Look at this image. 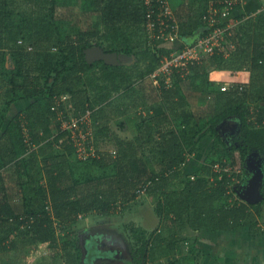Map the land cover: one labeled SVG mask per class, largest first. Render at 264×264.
I'll return each mask as SVG.
<instances>
[{
    "label": "trees",
    "instance_id": "1",
    "mask_svg": "<svg viewBox=\"0 0 264 264\" xmlns=\"http://www.w3.org/2000/svg\"><path fill=\"white\" fill-rule=\"evenodd\" d=\"M10 1L0 0V91H4L6 99L0 115V129L13 104L22 100L30 103L11 120L10 129L5 130L4 138L0 139V251L11 246L16 248L15 239L18 238L37 244L40 249L58 248V228L71 227L83 213L115 214L119 200L129 202L144 194L160 195L170 186L176 187L169 194L174 204L160 202L158 205L172 208L177 219L184 225H191L200 238L215 241L218 234L240 227L248 228L250 234L262 229L263 203L260 200L246 202L234 196V189L228 193L231 180L228 166H233L232 174L242 181L243 174L237 172V168L248 154L247 146L257 147L264 154V104L258 101L259 96H264V11L239 16L249 23L245 32L247 38H243L240 27L236 26L232 34L226 33L227 49L233 46L230 56L225 50L215 52L202 62L192 64L193 74L183 75L175 68L171 85L162 79L160 88H156L161 99L157 96L156 104L148 106L153 113V125L159 126L157 132L162 134L152 140L149 135L156 144L154 154L139 151L135 140L116 137L119 148L115 149V155L111 150H102L96 141L100 157L84 159L79 156L76 144L81 138L75 134L88 126L82 123L81 128L64 127L65 119L70 117L69 111L74 118H81L90 111L96 126L100 123L98 116L108 106L98 107V104L107 102L110 105L103 84L111 82L119 89L132 74L127 73L124 66L109 64L103 58L89 60L87 50L107 40L110 48L130 51L132 46L123 43L132 35L133 28L141 27L144 35L149 6L146 0H50L46 12L28 16L13 8ZM27 1L33 4L38 0ZM179 1L175 15L181 21L179 38L185 40L206 25L204 20L210 0ZM158 5L159 0H152V6L158 9ZM202 29L195 41L188 44L205 35L206 30ZM251 29L258 33L251 34ZM147 44L152 46L148 50L165 51L160 48V42ZM8 55L13 60L11 66L7 64ZM161 59L155 58L156 62L148 66L150 78ZM216 67L246 70L251 75V84L241 90L237 87L222 91L215 80L224 75H219ZM250 87L252 94L255 90L258 93L256 110L239 101L237 96L250 93ZM207 92L209 98L214 99V107L205 121L203 117H199L200 121H192L197 117H184V114L183 122L175 129L169 128L168 123L163 127V123L158 122L160 118L166 122L168 111L175 112L179 108L182 102L176 100L184 101L185 97ZM233 115L241 119L237 136L241 145L229 144L218 128ZM51 128L57 131L48 133ZM145 132L148 134L149 130ZM208 134L213 139L209 156L198 170L189 171L191 155L199 153L197 144ZM236 150L240 154L235 153ZM155 160L159 169L152 167L151 162ZM217 162L224 165L223 171L216 170L214 164ZM88 165L104 167V176L96 177L84 170L79 174V169ZM11 170L16 176L12 181L7 174ZM141 189L145 192L139 193ZM161 211L159 209V214ZM257 220L260 228L256 227ZM132 231L135 255L147 254L149 243L151 250L154 249L153 232L148 235L145 228L134 227ZM166 231L172 233L171 243L175 241L177 232L171 227ZM74 245L77 244L74 242ZM75 249L71 264L91 262L93 253L86 256V261L79 262L80 246ZM191 251L186 261L179 264H197L194 248ZM177 263V260L172 261V264ZM100 264L110 263L102 261Z\"/></svg>",
    "mask_w": 264,
    "mask_h": 264
},
{
    "label": "rangeland",
    "instance_id": "2",
    "mask_svg": "<svg viewBox=\"0 0 264 264\" xmlns=\"http://www.w3.org/2000/svg\"><path fill=\"white\" fill-rule=\"evenodd\" d=\"M176 1L180 2L179 0ZM10 2L11 6L18 12L27 14L28 16L34 14L37 16L47 11V3L50 0H38L37 3L33 4L27 0H11ZM178 2L169 0L174 11L179 9V6H177ZM263 9L264 0H243L242 5L236 6L235 13L233 16H230L229 22L232 25L236 24L237 28L240 27V34L243 35V38H247L245 32L246 29H249V23L242 20L239 16L246 12L259 13L264 11ZM205 26L203 25L198 28L194 36L185 37L187 38L185 40L178 38L173 42H160V48L165 50L163 53L157 49L148 50L152 46L147 44L145 29L144 35H142L143 30H141V27L133 28L132 35L127 37L128 41L123 43L125 44L124 46H132L130 51L121 47L110 48L107 40L102 45H95L87 50L89 60H97L104 56L109 64L124 66L126 72L132 73L130 74V80L122 83L118 87L119 89H115L116 87L111 82L103 84L109 95L107 101L110 105L107 102H100L98 104V107L105 104L108 106L98 116L100 118L99 124L95 126L92 121L93 131L91 139L95 147L99 142L98 146L102 150H111L115 155V149L119 148L116 145L117 137L124 140H135L136 144L140 147L139 151L144 154H154L153 147L156 144L151 140L152 138L158 139L162 134L157 132L159 126L153 125L154 121L152 122L151 116L153 113L149 112L148 106H153L158 101L157 96L160 97V95L157 89L160 87L154 79L149 77L147 68L150 64L153 65L156 62L155 58H163L165 55L181 48L182 45L191 43L199 36L201 30H203L202 28L206 30ZM252 30L250 31L251 34L258 33L257 30ZM132 36L135 38H132ZM232 47L230 46L227 49V45L224 44V49L222 47V50H225L230 56V48ZM7 64L8 66L13 64L10 55H8ZM217 69L219 75H224V77L216 78L215 82L218 84H228L238 81H246L247 86L251 84V75L246 70ZM188 71H191L189 73L193 74L191 67L188 68ZM130 81L132 83L129 84ZM119 82L121 83V80ZM142 86H144L143 89L140 88ZM251 88L250 93L248 91L249 94L237 96L239 101L246 102V105L250 106L252 110H256L258 93L255 90L252 94ZM260 93L262 94L263 91ZM3 94L4 91H0V115L3 113L6 100ZM204 94L185 97L184 101L180 99L176 100L179 103L182 102L178 106L179 108L175 112L168 111L169 118L166 122L162 118L158 122L163 123V127L165 123H168L169 128L175 129L183 122L184 114V117L188 115H192L194 118L197 117L192 121H200L199 117L205 118V121L213 110L214 99L209 98L208 92L206 95ZM259 97L258 101H260V104H264V96ZM146 101L150 103L145 104ZM29 103L30 101L23 100L13 104V108L7 113L5 124L1 126L0 139L4 138V131L10 129V122L17 116L18 110ZM69 116L70 120L74 119L71 110L69 111ZM93 118L94 116H92V120ZM144 119H147V121H144ZM206 127L208 126L206 125ZM218 128L229 144L236 143L237 145H241L242 142L237 139L241 128V119L238 115L226 118L219 124ZM147 130H149L148 134L145 132ZM55 131L57 130L53 128L48 129V133ZM8 133L11 135L10 131ZM149 135L151 140L149 139ZM206 136V138L197 144V147L200 149L199 153L191 155L192 159L188 167L189 171L198 170L209 156L207 154L210 153L213 139L209 134ZM84 145H88V143L86 142ZM247 147L249 149L248 154L245 159L241 160V166L237 168L238 171L242 172L243 179L235 183L233 187L235 191L234 196L252 203L256 200L255 203H258V199H260L259 202L263 203L261 211L264 214V154L257 147ZM142 150H145V152ZM235 153L240 154V151L236 150ZM97 157H100V155ZM151 164L153 168L159 169L158 161H152ZM82 170L86 171V174L88 172L96 177H101L105 174L104 167L98 165L81 167L79 174L82 173ZM7 174L11 176V181L16 179L12 170L7 171ZM175 188V186H170L164 189V192H161L160 195H140L129 202L119 200L117 202L119 209L115 214L101 215L92 211L88 214L83 213L82 217L80 216L79 220L71 227L60 226L58 228V248L51 249L50 247H46L45 249H40L37 244L27 243L21 238L15 239L17 243L16 248L11 246L8 250L0 251V264H71L73 255H76L75 248L77 245L81 249L79 262L86 261V256L93 253L94 257L87 264H100L102 261L109 262L110 264H172L173 260H177V264H179L182 260L186 261L187 256L192 252V248L195 251L197 264H264V220L262 218L260 219L262 229H256L257 232L253 234L249 233L248 228L240 227L238 230H226L227 232H222L223 236L219 241L200 238L199 232H196L191 225H184L182 224V220L180 222L177 219L172 208L162 206L168 202H171L172 205L174 204L175 200L169 194ZM160 202L162 207L158 205ZM159 209H162L161 214H159ZM258 223L257 220L256 227L260 228L258 227ZM133 227L145 228L148 235L152 232L154 233L152 237V242L155 243L154 249L151 250L149 243L147 254H134L136 245L132 231ZM168 227L177 232L174 237L175 241H172V243V233L167 234L166 231ZM74 242L77 245H74ZM65 243L67 244V248L63 249Z\"/></svg>",
    "mask_w": 264,
    "mask_h": 264
},
{
    "label": "built area",
    "instance_id": "3",
    "mask_svg": "<svg viewBox=\"0 0 264 264\" xmlns=\"http://www.w3.org/2000/svg\"><path fill=\"white\" fill-rule=\"evenodd\" d=\"M243 0H210L207 8V15L205 16V35H202L197 42L193 44H186L181 48L165 55L158 67L152 72L151 77L160 86L162 79L168 84H172V77L175 68L184 75L189 73L188 68L197 62H202L208 55L215 52H222L224 49V39L226 33L232 34V29L236 24H230L229 18L234 15V10L239 2ZM149 6L145 14L144 29L149 44L154 45L158 42H173L180 37V27L177 16L175 15L172 4L169 0H159L158 9L152 6V0H146ZM217 23V24H216ZM221 24V25H218ZM223 25V27H222ZM213 26H217L213 29ZM208 30V31H207ZM211 30V31H210ZM248 72V71H247ZM222 91H230L233 88L239 87V90L247 86L246 81L232 82L228 84H219ZM255 117H253L254 119ZM87 124V129L81 128L80 124ZM64 127L81 128L76 132L78 152L81 158H88L90 156H99L97 147L94 146L91 139L92 134V119L91 112L87 111L81 118H74L73 120H65ZM88 145H84L85 143ZM217 171H223L221 163L214 164ZM233 166H228V176L231 180L228 184V193L230 194L235 183L240 182L237 175L232 174ZM240 172V171H237ZM194 177V176H193ZM150 185V182L148 186ZM145 190L141 189L139 193Z\"/></svg>",
    "mask_w": 264,
    "mask_h": 264
},
{
    "label": "crops",
    "instance_id": "4",
    "mask_svg": "<svg viewBox=\"0 0 264 264\" xmlns=\"http://www.w3.org/2000/svg\"><path fill=\"white\" fill-rule=\"evenodd\" d=\"M22 101H23V100H22ZM20 102H21V101H20ZM25 106H26V105H25ZM12 108H13V105H12L11 109H12ZM11 109H10V111H11ZM23 109H24V107H23L22 109H20V110H23ZM20 110H18V113H19ZM222 236H223L222 234H218V238H217V240L219 241V240L222 238ZM211 261H214V260H211ZM211 261H210V262H211ZM211 263H212V262H211ZM212 264H213V263H212Z\"/></svg>",
    "mask_w": 264,
    "mask_h": 264
},
{
    "label": "water",
    "instance_id": "5",
    "mask_svg": "<svg viewBox=\"0 0 264 264\" xmlns=\"http://www.w3.org/2000/svg\"><path fill=\"white\" fill-rule=\"evenodd\" d=\"M88 58H89V56H88ZM102 58H103V59H105V58H104V56H103V57H101V59H102ZM98 59H100V58H98ZM258 200H260V199H258ZM256 201H257V200H256ZM256 201H255V202H256Z\"/></svg>",
    "mask_w": 264,
    "mask_h": 264
}]
</instances>
